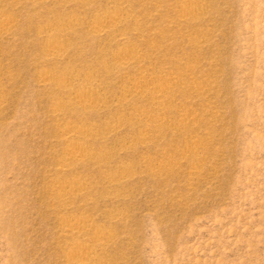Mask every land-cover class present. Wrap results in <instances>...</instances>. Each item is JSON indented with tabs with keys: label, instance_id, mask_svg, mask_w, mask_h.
<instances>
[{
	"label": "rangeland",
	"instance_id": "rangeland-1",
	"mask_svg": "<svg viewBox=\"0 0 264 264\" xmlns=\"http://www.w3.org/2000/svg\"><path fill=\"white\" fill-rule=\"evenodd\" d=\"M81 259L264 264V0H0V264Z\"/></svg>",
	"mask_w": 264,
	"mask_h": 264
},
{
	"label": "bare ground",
	"instance_id": "bare-ground-1",
	"mask_svg": "<svg viewBox=\"0 0 264 264\" xmlns=\"http://www.w3.org/2000/svg\"><path fill=\"white\" fill-rule=\"evenodd\" d=\"M122 4H123V2L120 5H122ZM191 8H192V6H190V5L185 6L186 11H192ZM125 20H126V15L123 12H117V13H113V14L109 13V14H106L105 16H103L102 19L98 20L94 24V29L97 30L98 32L104 31V30H108L112 25H119L122 22H124ZM121 36L123 37V35H121ZM62 37H64V36H62ZM56 39H57V37H56ZM56 39H55V41H54V39H52L53 41L50 40L51 42H50L48 47H49V49H50V51H51V53L53 55L59 57L60 55H62L63 46L64 45H63V41L62 42L60 41L61 38L57 39V40ZM133 57H134L133 54H131V52L128 51V50H125V51L121 52L120 55H119V58L122 61V65H126V64L131 63ZM47 81L48 80H45V82H47ZM136 85L139 86L140 83L136 84ZM62 87H64V86H62ZM148 89L149 88H146L147 91H148ZM151 91H153V90H151ZM159 91L161 92L160 94L159 93L156 94V93H154V91L151 92V95L153 96V98H155V99H163V98H165L167 96V88L160 89L157 92H159ZM94 98L95 97L86 96V95H84V93H83V95L82 94H77L76 95V105H78V106H80L82 108L95 107L96 105H98L99 100L97 99L98 97L95 98V99ZM161 108H163V107L161 106ZM63 137H64V139L67 142H71V146L68 148V150L66 152V154H67L66 155V159L67 160H70V161L71 160H78L81 157H83L84 155L88 154V152H89L88 148L86 147L85 144L81 143L80 140L76 139L77 137H76L75 133H73L72 131H67L63 135ZM120 177H125V175L123 174ZM72 225H69L70 228L66 229L65 231L68 232L69 234H73V235H80L83 232V229L81 227H79V228L77 227L76 228V227H74L76 224L74 226H72ZM98 241H100V240H98ZM99 244L101 246H106L105 241H101ZM77 248H79V247H77ZM82 251L84 253L83 255H85L87 257L92 255V254H90L91 252L89 250H85V251L82 250ZM76 261H78V262H80L82 264H86L85 260H82V259H81V261H79V260H76Z\"/></svg>",
	"mask_w": 264,
	"mask_h": 264
}]
</instances>
